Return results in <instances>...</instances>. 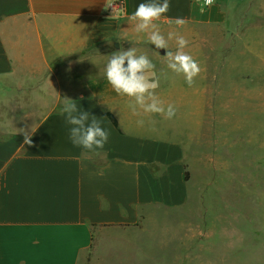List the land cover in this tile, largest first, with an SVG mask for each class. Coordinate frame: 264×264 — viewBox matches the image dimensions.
Wrapping results in <instances>:
<instances>
[{"label": "crops", "instance_id": "1", "mask_svg": "<svg viewBox=\"0 0 264 264\" xmlns=\"http://www.w3.org/2000/svg\"><path fill=\"white\" fill-rule=\"evenodd\" d=\"M105 2L0 0V88L15 80L37 86L57 110L40 119L31 146L0 123V264H203L208 254L212 264H264V214L254 219L234 200L219 214L188 154L202 160L198 102L190 99L213 92L219 77L202 35H227L264 63V0H214L203 12L198 0H169L157 23L166 39L175 32L189 41L184 51L201 67L192 87L168 69L167 50L127 19L151 0H122L124 15ZM177 17L187 23L168 22ZM168 43L175 52V38ZM133 47L155 64L149 79L159 80L165 107L175 105L173 118L133 115L108 84L109 56ZM64 97L102 119L110 134L103 149L72 144Z\"/></svg>", "mask_w": 264, "mask_h": 264}, {"label": "rangeland", "instance_id": "2", "mask_svg": "<svg viewBox=\"0 0 264 264\" xmlns=\"http://www.w3.org/2000/svg\"><path fill=\"white\" fill-rule=\"evenodd\" d=\"M202 36L207 40L203 53L218 59L219 77L213 92L205 87L208 91L202 98L190 99L192 104L198 102L202 160L188 153L192 154L189 165L192 175L206 186L204 197L212 208L216 205L217 210L218 204L219 214L226 213L227 201L234 200L255 219L264 214V63L247 55L227 35L213 40L210 33ZM53 105L51 95L41 93L39 87L11 81L0 88V123L5 133L31 132L42 117L57 112ZM206 257L203 264H212L214 257ZM216 260L214 264L221 263Z\"/></svg>", "mask_w": 264, "mask_h": 264}, {"label": "clouds", "instance_id": "3", "mask_svg": "<svg viewBox=\"0 0 264 264\" xmlns=\"http://www.w3.org/2000/svg\"><path fill=\"white\" fill-rule=\"evenodd\" d=\"M213 0H203L200 11L203 12L206 6H211ZM114 0H106L105 9L112 6ZM169 0H163L162 3L151 0L148 3H141L135 12L127 16L129 23L134 24L136 33H146L148 42L155 45L157 49H166L164 56L167 67L173 73L182 75L186 84L192 87L195 84V78L200 74L201 67L199 63L188 53L184 51L189 41L182 35L175 32H169L167 39L161 33L158 21L170 10ZM118 12L117 7L113 9ZM119 15H124L120 10ZM174 23L177 27H183L187 21L182 17L168 21ZM175 38L176 51L169 50L168 41ZM155 64L146 54H138L136 48L114 52L108 58L104 69V75L112 89L119 95L128 98V107L133 115L159 114L165 119H171L175 116L176 107L168 104L165 107L164 102L156 94L159 87L158 79H149V73L154 75ZM70 70V69H69ZM82 99V98H81ZM60 107L61 115L65 116L66 123L70 125L69 138L76 147L83 148L86 152H96L103 149L109 139V132L103 128L102 119L90 115L88 111L78 108V102L68 97H64ZM143 119L137 120L138 126H143ZM155 123V121H151ZM31 132L20 129L24 132V144L32 145Z\"/></svg>", "mask_w": 264, "mask_h": 264}, {"label": "built area", "instance_id": "4", "mask_svg": "<svg viewBox=\"0 0 264 264\" xmlns=\"http://www.w3.org/2000/svg\"><path fill=\"white\" fill-rule=\"evenodd\" d=\"M198 1H200V3L203 4V0H198ZM213 3H214V0H213ZM213 3H212V4H213ZM116 7H117V9H118V12H119L120 10L123 9V3H122V0H114V4H113L112 6L109 7V11H110L111 13L115 14V13L113 12V9L116 8ZM206 7H208V6H206Z\"/></svg>", "mask_w": 264, "mask_h": 264}, {"label": "trees", "instance_id": "5", "mask_svg": "<svg viewBox=\"0 0 264 264\" xmlns=\"http://www.w3.org/2000/svg\"><path fill=\"white\" fill-rule=\"evenodd\" d=\"M106 116L108 117V119L110 120V122L112 123V125L115 128H117V121L115 120V118L110 113H108V112L106 113ZM184 179L185 180H188V174L187 173L184 174ZM88 260H89V258H88Z\"/></svg>", "mask_w": 264, "mask_h": 264}]
</instances>
